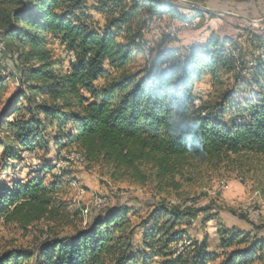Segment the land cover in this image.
<instances>
[{
    "label": "trees",
    "instance_id": "16d2710c",
    "mask_svg": "<svg viewBox=\"0 0 264 264\" xmlns=\"http://www.w3.org/2000/svg\"><path fill=\"white\" fill-rule=\"evenodd\" d=\"M92 11L103 15V26ZM205 14L217 16L172 0H0V100L8 94L0 111V160L4 170H14L0 184V225L46 221L68 228L33 249L2 251L0 264H148L155 258L264 264V223L233 212L247 226L218 220L212 247L208 234L197 241L189 231L209 208L166 198L183 182L202 179L204 168L225 165L264 194V27L245 28L237 38L212 33L181 47L164 34L148 53L137 41L155 18L190 21ZM206 76L210 90L203 95L197 83ZM52 142L55 160L23 163L24 152L49 154ZM71 152L84 156L89 170L113 182L151 185L161 198L145 216L135 206L108 204L84 220L85 209L68 198L75 181L69 168L56 169L61 154ZM21 168L30 171L25 179ZM206 215L203 222L218 217ZM185 238L194 247L177 252Z\"/></svg>",
    "mask_w": 264,
    "mask_h": 264
},
{
    "label": "rangeland",
    "instance_id": "374dc122",
    "mask_svg": "<svg viewBox=\"0 0 264 264\" xmlns=\"http://www.w3.org/2000/svg\"><path fill=\"white\" fill-rule=\"evenodd\" d=\"M172 1L178 2L179 4H187L182 0ZM186 1H194V3L195 1H203V3L200 2L197 4L234 15L216 14V17H211L207 14L201 15L198 25H182L179 27L178 34L170 42L171 46L181 47L183 44L189 45L204 42L212 33L222 37L232 36L237 38L239 35L244 34L245 28L257 32L264 27V0ZM181 10L187 15L193 14L188 8L181 7ZM92 14L100 26L105 24V18L102 14L97 11H92ZM158 18L169 23L171 17ZM146 37L151 43L153 42L150 34H146ZM241 40L242 47L251 53V43L247 42L245 36H242ZM158 43L154 41L153 45L156 46ZM15 87L16 83L10 80L9 93L14 92ZM208 90H210V81L209 77L206 76L201 82L197 83V91L205 95ZM7 96L8 94L0 100V111L5 105ZM50 148L49 154L39 151L38 157H42L46 161L55 160L57 152L53 142L50 144ZM29 162L31 163L33 161L29 160ZM58 163L56 169L57 172L61 173L66 168H59ZM67 168H69L70 177L75 179L70 187L68 198L73 204L81 205L85 209L84 220H87L88 216L94 214L96 209L103 208L108 204L135 206L139 208L140 215L145 216L151 209L149 204L161 198L160 195H155L154 188L151 185L143 187L124 181L113 182L107 177L101 176L100 173L89 170L87 163L73 164ZM18 172V176L25 179L27 173L30 171L27 168H21ZM13 174L14 170L12 168L4 170L3 163L0 160V184L5 185L9 183ZM50 181L51 176H48L47 182ZM166 198L171 203L183 205V207L191 201L192 204H195V209L209 208L208 212L200 214L189 231L192 232L193 238L197 241L202 240L208 234L212 247H215L218 241L216 233L218 220L224 225L237 224L247 226L233 212L246 214L250 220L264 223V194L257 190L253 181L248 178L243 179L239 177L226 165L220 169L204 168V177L202 179L196 180L193 183L183 182L181 191H172L171 195H167ZM100 200H106L107 203L99 207L97 204ZM207 213H216L218 217L217 219L203 222V218L207 216ZM135 220L139 221L137 218ZM66 231H68V228H62L46 221L32 224L26 228L17 224H1L0 253L10 248L33 249L48 234L53 232L65 234L67 233ZM142 232L141 228L136 231V249L141 248ZM162 262L161 258H155L148 264H163Z\"/></svg>",
    "mask_w": 264,
    "mask_h": 264
},
{
    "label": "bare ground",
    "instance_id": "6f19581e",
    "mask_svg": "<svg viewBox=\"0 0 264 264\" xmlns=\"http://www.w3.org/2000/svg\"><path fill=\"white\" fill-rule=\"evenodd\" d=\"M174 20L180 22L181 24H191V23H194L195 21H200V18L199 17H196L190 21H183V20H179L177 18H173ZM148 30H149V26L145 29V34H148ZM162 35H153V39L155 40H158L161 38ZM152 37V36H151ZM138 42L142 43L146 49V53L149 52L150 50V46H151V41L145 37V38H142V39H138L137 40ZM234 54L236 56L239 55V51H234ZM70 58L75 61V55L73 53L70 54ZM63 155H64V167L61 165V163H58V167L60 168H67L68 166H72L73 164H85L86 163V159L84 156H82L81 154L77 153V152H71V153H63L62 154V159H60L62 162L63 160ZM76 162V163H75ZM61 171V170H60ZM106 204V200H100L98 202L97 205L99 206H102V205H105ZM187 205H192V202H188ZM192 239H187L185 238V240H182L180 243H178L175 248H177V252H180L182 250H184V248H188V247H194L192 245Z\"/></svg>",
    "mask_w": 264,
    "mask_h": 264
},
{
    "label": "built area",
    "instance_id": "2783aa9c",
    "mask_svg": "<svg viewBox=\"0 0 264 264\" xmlns=\"http://www.w3.org/2000/svg\"><path fill=\"white\" fill-rule=\"evenodd\" d=\"M198 23H199V21H195L194 23H191V24H181L180 22H178L174 19H169V23H166L161 18H155L149 24L148 34H150L152 36V40H153V35L169 34L171 37H176V35L178 34V29L180 26H182V25L183 26H196V25H198ZM23 158H24V161H23L24 164L38 163L40 161V159L38 157V153L36 151L24 152ZM29 160H32L33 162L30 163ZM60 163L64 167V155H63V160ZM76 164H78V163H76Z\"/></svg>",
    "mask_w": 264,
    "mask_h": 264
},
{
    "label": "water",
    "instance_id": "95a60500",
    "mask_svg": "<svg viewBox=\"0 0 264 264\" xmlns=\"http://www.w3.org/2000/svg\"><path fill=\"white\" fill-rule=\"evenodd\" d=\"M184 2H186L187 4L189 5H192V6H195L199 9H202L204 11H208V12H213V13H216V14H228V15H234L232 13H227V12H223V11H219V10H215V9H211V8H208V7H204V6H201L197 3H194V2H191V1H186V0H182Z\"/></svg>",
    "mask_w": 264,
    "mask_h": 264
},
{
    "label": "clouds",
    "instance_id": "9594fccd",
    "mask_svg": "<svg viewBox=\"0 0 264 264\" xmlns=\"http://www.w3.org/2000/svg\"><path fill=\"white\" fill-rule=\"evenodd\" d=\"M189 146H191V145H189Z\"/></svg>",
    "mask_w": 264,
    "mask_h": 264
},
{
    "label": "crops",
    "instance_id": "0c3cea01",
    "mask_svg": "<svg viewBox=\"0 0 264 264\" xmlns=\"http://www.w3.org/2000/svg\"><path fill=\"white\" fill-rule=\"evenodd\" d=\"M183 45H184V44H183ZM183 45H182V46H183Z\"/></svg>",
    "mask_w": 264,
    "mask_h": 264
}]
</instances>
